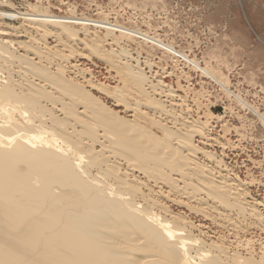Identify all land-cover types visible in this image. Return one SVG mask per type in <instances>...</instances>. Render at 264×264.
<instances>
[{"label": "bare ground", "instance_id": "6f19581e", "mask_svg": "<svg viewBox=\"0 0 264 264\" xmlns=\"http://www.w3.org/2000/svg\"><path fill=\"white\" fill-rule=\"evenodd\" d=\"M29 6L9 11L0 0V20L22 22L0 26V264H264L250 257L252 239L234 244L250 255L243 258L224 240H205L209 228L189 220L186 212L235 233L246 221L264 229L261 203L247 202L242 184L195 145L196 136L207 140V124L177 114L186 101L150 81L119 38L156 46L223 83L156 36ZM78 43L120 46L97 57L122 87L112 92L94 80L80 62L94 49L88 58ZM219 112L218 121L226 113ZM199 153L218 167L201 164Z\"/></svg>", "mask_w": 264, "mask_h": 264}, {"label": "rangeland", "instance_id": "374dc122", "mask_svg": "<svg viewBox=\"0 0 264 264\" xmlns=\"http://www.w3.org/2000/svg\"><path fill=\"white\" fill-rule=\"evenodd\" d=\"M3 1H7L9 11L29 13L28 7L32 5L57 16L107 19L116 22L130 30L156 36L174 47L176 51L198 62L202 68L211 71L210 73L221 81L224 87L156 46L136 38L128 41L119 38L121 43L126 45L123 44L132 59L139 60V67L150 81L154 84L161 82L166 89L173 91L176 99L186 101V103L179 101L181 105L177 107V114L182 115L183 112L184 117H186L184 114H189L190 121L207 124L205 139H209V143L202 136H196L195 145L221 161V166L226 168V176L234 184H242L240 187L243 194L245 192V200L261 203L262 207L257 210L264 217V124L259 119V117L264 119V0ZM20 23L21 20L14 22L0 20V26L8 24L9 28L17 27ZM97 34L102 37L105 32L97 30ZM7 38L14 42L17 39L16 42L27 43L26 38H19L18 35ZM47 41L45 42L48 46L54 45L52 39ZM90 48L94 49L93 55L90 56V60L81 59V67L90 70L94 80L104 84L105 88L108 86L107 88L113 90L115 87H122L121 80L118 75L116 76L117 71L110 68V65L107 66L105 60L102 62V59L97 57L99 52L106 54L112 50L118 52L120 46L104 44L96 48L90 45L84 47V44L78 43L74 47L75 50L88 55V58ZM146 60L154 66H151V70L145 65ZM102 98L120 117L129 116L122 108L114 107L113 98L103 96ZM220 108L226 113L218 121L213 115L220 114L219 111H222ZM197 159L201 164L210 166V169L218 167L215 162L208 161L202 153L197 155ZM186 215H189V220L193 223L201 222L209 228L204 231L209 233L205 234V240L217 244H222L221 241L224 240L225 247L229 248L227 251L237 252L238 247L237 250L235 247L239 240L243 243L252 239L249 247L251 256L246 254L244 248H239L237 254L243 258L253 256L252 259H256L255 261L261 256L264 259V243H261L262 239L264 240V229L258 225L250 221H246V225L242 222L245 229L241 234L231 232L232 226L224 230L199 215H190L187 212ZM231 219L233 221L235 216L233 215Z\"/></svg>", "mask_w": 264, "mask_h": 264}]
</instances>
